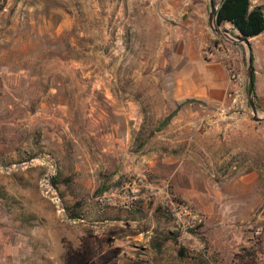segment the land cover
Instances as JSON below:
<instances>
[{
	"label": "rangeland",
	"instance_id": "rangeland-1",
	"mask_svg": "<svg viewBox=\"0 0 264 264\" xmlns=\"http://www.w3.org/2000/svg\"><path fill=\"white\" fill-rule=\"evenodd\" d=\"M57 3L50 0L44 14ZM35 7V0H0V264H175L163 249L192 252L193 238L204 242L206 229L237 238L234 250L246 251L241 264H264V122L254 150L235 161L214 158L199 141L196 167L214 169L199 179L215 187H193L182 197L165 179L168 146L151 139L163 121L160 91L173 82L166 80L173 68L144 63L145 49L130 38L103 49V57L90 54L95 48L70 47L68 34L37 31ZM50 17L53 27L59 20ZM209 32L208 50L231 47ZM242 62L243 73L235 69L244 108L230 107L226 61L227 104L199 109L196 136H206L212 124L236 127L244 113L253 118ZM224 126L220 136H231L235 128ZM235 162L255 169L247 186L224 184ZM139 179L138 197L119 205L99 199L105 182L108 193ZM167 196L204 215L205 223L189 231L193 238L163 206Z\"/></svg>",
	"mask_w": 264,
	"mask_h": 264
},
{
	"label": "crops",
	"instance_id": "crops-1",
	"mask_svg": "<svg viewBox=\"0 0 264 264\" xmlns=\"http://www.w3.org/2000/svg\"><path fill=\"white\" fill-rule=\"evenodd\" d=\"M58 1L53 13H49L48 9L47 14H44V7H50V0H35L38 32L54 29L66 37L68 34L70 47L95 48L98 50L91 51L90 54L93 52L100 57L108 55L103 49L130 38L131 46L145 49L144 63H158L164 69L168 66L173 68L166 75V80L173 82L160 91L165 103L160 109L163 121L169 112H177L162 130L155 129L151 139L156 138L168 146L171 154L165 157V163L171 170L164 175L178 194L187 198L192 196L193 187H215L209 179H199L200 176L214 173L213 168L210 170L196 167L198 163L195 145L199 141L208 144L210 155L214 158L222 156L228 162L235 161L236 157L238 160L243 152L254 150L259 139L255 133L260 132L261 127L250 114H241L236 127L231 124L224 126V123L212 124L203 137L196 136L194 132L199 122V109L202 106H225L229 89L225 48L212 47L209 50V62H205L202 55V48L210 35L209 0H157L152 7L140 0ZM250 5L252 9L261 7L264 11V0H250ZM50 14H56L59 20L53 27L49 24ZM221 29L230 35L239 34L231 23H225ZM212 38H222L220 40L224 43L228 40L217 34H212ZM249 43L254 56V86L258 111L264 115V31L250 38ZM243 59L240 55L237 63L241 73ZM69 62L82 60L70 59ZM183 103L185 104L180 107ZM221 125L224 128L233 127L235 131L231 136L222 138ZM188 161H192L189 164L195 163V170L189 168ZM250 169L251 166L247 164H231L226 175L228 180L224 184L228 187L247 186L246 179L256 173L254 168L251 171ZM199 206L205 208L203 204ZM202 239L205 242L203 250L195 249L191 252L175 246L172 249L164 248V255H173L175 264H231L232 261L234 264H241L244 263L242 260L247 259L241 255L246 252L240 251L243 247H238V251L234 250L237 238L229 233L215 235L206 229ZM164 264L170 263L166 259Z\"/></svg>",
	"mask_w": 264,
	"mask_h": 264
},
{
	"label": "built area",
	"instance_id": "built-area-1",
	"mask_svg": "<svg viewBox=\"0 0 264 264\" xmlns=\"http://www.w3.org/2000/svg\"><path fill=\"white\" fill-rule=\"evenodd\" d=\"M157 0H140L141 3L146 4L147 6H154ZM232 36V35H231ZM233 37V36H232ZM232 41V40H231ZM231 47L225 50L226 61H228V70L230 73L231 79V87L229 92L227 93L228 99L231 101L232 108L242 109L244 108V101L241 98V77L237 74L235 69L236 64L238 63V58L240 57L241 50L240 46L232 41ZM229 44V45H230ZM208 45H204L203 55L206 58H210V51L206 48ZM143 180L139 179L138 181H131L127 184L121 186L120 189L115 191H109L108 193H104L100 195L99 199L101 201L109 200L115 205L122 204L124 199L129 198V196L136 198L141 193ZM163 206L167 209V211L173 217L177 228L181 230L185 236L189 238H193L192 235L189 234L190 230H197L205 223L204 215L195 212L187 203H180L171 197L167 196L163 199ZM256 236L261 235V229L255 232ZM194 239V244L191 245V250L200 249L203 250L205 248V243L200 241L197 238Z\"/></svg>",
	"mask_w": 264,
	"mask_h": 264
},
{
	"label": "trees",
	"instance_id": "trees-1",
	"mask_svg": "<svg viewBox=\"0 0 264 264\" xmlns=\"http://www.w3.org/2000/svg\"><path fill=\"white\" fill-rule=\"evenodd\" d=\"M214 4L217 7V23L219 27H222L225 23H231L239 34H232L236 39L249 40L261 34L264 31V11L263 8L257 7L252 9L250 0H214ZM244 53V62L247 64V48L242 43H237ZM251 49V45H250ZM254 66V56L250 53ZM255 82V76H254ZM248 92V87H247ZM254 98L257 104V95L254 90ZM184 105L181 104L180 107ZM176 112L169 114L166 119L157 127V131L162 130L176 115ZM264 122V121H263ZM261 122L260 124H262ZM110 189L109 182H105L102 188L98 191L99 195H103ZM78 218V217H73Z\"/></svg>",
	"mask_w": 264,
	"mask_h": 264
},
{
	"label": "water",
	"instance_id": "water-1",
	"mask_svg": "<svg viewBox=\"0 0 264 264\" xmlns=\"http://www.w3.org/2000/svg\"><path fill=\"white\" fill-rule=\"evenodd\" d=\"M217 7L214 4V0H209V22H210V27L212 31L219 35L226 37L229 40H232L236 43H242L246 46L248 50V55H247V79H248V95H249V106L253 112V118L254 121L256 122H263L264 121V115H261V113L258 111V108L256 106L255 98H254V90H255V83H254V66H253V61L250 56L251 49H250V43L249 40H241V39H236L232 37L228 32L223 31L221 27H219L217 23Z\"/></svg>",
	"mask_w": 264,
	"mask_h": 264
}]
</instances>
